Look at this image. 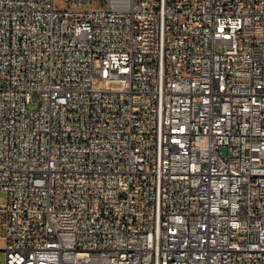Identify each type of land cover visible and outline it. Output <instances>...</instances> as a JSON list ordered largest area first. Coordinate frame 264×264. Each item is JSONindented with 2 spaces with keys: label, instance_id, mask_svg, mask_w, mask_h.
Here are the masks:
<instances>
[{
  "label": "built area",
  "instance_id": "1",
  "mask_svg": "<svg viewBox=\"0 0 264 264\" xmlns=\"http://www.w3.org/2000/svg\"><path fill=\"white\" fill-rule=\"evenodd\" d=\"M64 1L0 0V264H264V0Z\"/></svg>",
  "mask_w": 264,
  "mask_h": 264
},
{
  "label": "rangeland",
  "instance_id": "2",
  "mask_svg": "<svg viewBox=\"0 0 264 264\" xmlns=\"http://www.w3.org/2000/svg\"><path fill=\"white\" fill-rule=\"evenodd\" d=\"M57 5L61 8H65V7H68L69 5L70 6H80L79 4L77 3H67L65 2L64 0H57ZM83 7H99L101 6V3L99 2V0H94L93 2H89V3H86L84 5H81ZM218 50L219 51H223L224 50V46L223 45H218ZM97 88H103L105 87V83L103 80H100L97 85H96ZM7 199V195L5 192L3 191H0V204H2L3 202H5ZM2 220V217L0 216V222ZM3 240L0 239V262H3L4 259H5V252L3 250Z\"/></svg>",
  "mask_w": 264,
  "mask_h": 264
},
{
  "label": "crops",
  "instance_id": "3",
  "mask_svg": "<svg viewBox=\"0 0 264 264\" xmlns=\"http://www.w3.org/2000/svg\"><path fill=\"white\" fill-rule=\"evenodd\" d=\"M0 231H1V228H0Z\"/></svg>",
  "mask_w": 264,
  "mask_h": 264
}]
</instances>
